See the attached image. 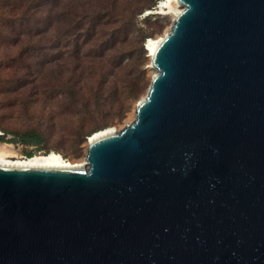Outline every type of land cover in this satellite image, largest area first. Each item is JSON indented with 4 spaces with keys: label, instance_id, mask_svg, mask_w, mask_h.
<instances>
[{
    "label": "water",
    "instance_id": "95a60500",
    "mask_svg": "<svg viewBox=\"0 0 264 264\" xmlns=\"http://www.w3.org/2000/svg\"><path fill=\"white\" fill-rule=\"evenodd\" d=\"M174 3L132 121L0 159V264H264V0Z\"/></svg>",
    "mask_w": 264,
    "mask_h": 264
},
{
    "label": "trees",
    "instance_id": "16d2710c",
    "mask_svg": "<svg viewBox=\"0 0 264 264\" xmlns=\"http://www.w3.org/2000/svg\"><path fill=\"white\" fill-rule=\"evenodd\" d=\"M147 1L0 0V90L9 70L20 88L46 83L48 70L60 81L59 103L80 123L114 107L121 119L129 95L136 98L148 82L136 61L137 55L146 58V33L136 16L153 5ZM28 69L26 77L17 74ZM13 134L6 141L38 144L42 139L35 129Z\"/></svg>",
    "mask_w": 264,
    "mask_h": 264
},
{
    "label": "rangeland",
    "instance_id": "374dc122",
    "mask_svg": "<svg viewBox=\"0 0 264 264\" xmlns=\"http://www.w3.org/2000/svg\"><path fill=\"white\" fill-rule=\"evenodd\" d=\"M161 2L162 0H148L147 3L153 5L136 16L138 26L142 27L146 33L143 42L146 58L142 57L141 59L137 55L136 61H140L139 68L144 69L148 82L136 98L132 99L131 94L129 95V109L123 113L121 119H117L120 110L114 107L107 108L104 113L80 123L71 111L63 109L62 104L58 101L61 96H55L56 85L60 81L53 78L54 72L45 70V73L51 76L50 80L46 79V83L38 84L35 81L20 88L14 78H10L13 72L7 71L8 74L4 76L5 80L2 90H0V135L4 134L5 139V141H0V149L3 148L10 154L9 159L25 158L29 153L35 155L54 151L69 161H84L89 137L95 130L99 131L109 127L119 130L125 123L133 120L134 107L137 101L145 95L151 76L155 72L151 66L150 53L145 48V43L148 38H158L167 32L174 16V10L181 8L180 4H173L174 9H169L164 7ZM138 52L140 53L139 50ZM135 55L136 53L133 57ZM30 71V69L21 70L17 74L26 77ZM47 84L51 87H46ZM29 129H35L41 134L42 139L38 144L6 141L14 136L13 132ZM91 130L94 131L88 133ZM83 133L88 134L85 135L84 140H80Z\"/></svg>",
    "mask_w": 264,
    "mask_h": 264
},
{
    "label": "bare ground",
    "instance_id": "6f19581e",
    "mask_svg": "<svg viewBox=\"0 0 264 264\" xmlns=\"http://www.w3.org/2000/svg\"><path fill=\"white\" fill-rule=\"evenodd\" d=\"M162 5L164 7H168L169 9H174L173 4H177L179 5V3H174V0H162ZM181 8H176L174 10V15L177 14L180 11ZM161 36L158 38H148L145 46L146 48L149 50L150 55L154 52L159 40H160ZM114 129L112 128H104L102 130L96 131L94 133H92V135L89 137L88 141H91L101 135H104L106 133H109L111 131H113ZM10 154L4 150L3 148L0 149V159H9ZM21 160H44V161H60V162H67V163H82L85 162L84 161H80V162H76V161H69L66 158H64L60 153L58 152H54V151H50L49 153H45V154H35V155H31L25 158H19Z\"/></svg>",
    "mask_w": 264,
    "mask_h": 264
},
{
    "label": "flooded vegetation",
    "instance_id": "af4514ba",
    "mask_svg": "<svg viewBox=\"0 0 264 264\" xmlns=\"http://www.w3.org/2000/svg\"><path fill=\"white\" fill-rule=\"evenodd\" d=\"M0 137H4V134L0 135ZM1 141V140H0Z\"/></svg>",
    "mask_w": 264,
    "mask_h": 264
}]
</instances>
